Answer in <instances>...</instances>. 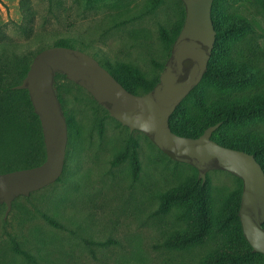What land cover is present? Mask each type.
<instances>
[{
    "label": "rangeland",
    "instance_id": "374dc122",
    "mask_svg": "<svg viewBox=\"0 0 264 264\" xmlns=\"http://www.w3.org/2000/svg\"><path fill=\"white\" fill-rule=\"evenodd\" d=\"M183 9L181 0H0V44L18 43L11 53L22 61L60 38H70L76 48L101 61L131 64L153 78L169 57L161 27L170 28ZM228 11L251 24L236 48L256 42L264 51V2L236 0ZM251 57L244 58L253 72L247 87L223 91L202 82L208 104L264 89V56ZM15 74L4 73L3 83L14 81ZM55 85L71 120L65 167L57 181L29 196H18L7 216L6 204H0V264H201L219 240L171 247L168 240L186 223L177 209L160 210L162 194L195 176L197 169L170 158L143 132H130L66 76L57 77ZM184 107L197 115L195 97H187ZM17 116L31 128L35 144L38 124L30 108ZM247 129L264 134V122ZM131 137L140 161L137 177L130 156L114 162ZM21 142L16 130L3 134L0 167L21 154ZM206 180L216 209L242 183L223 170L209 171ZM16 244L25 254L15 251Z\"/></svg>",
    "mask_w": 264,
    "mask_h": 264
},
{
    "label": "water",
    "instance_id": "95a60500",
    "mask_svg": "<svg viewBox=\"0 0 264 264\" xmlns=\"http://www.w3.org/2000/svg\"><path fill=\"white\" fill-rule=\"evenodd\" d=\"M185 19L159 82L144 94L134 93L90 53L69 46L53 45L34 56L29 70L16 89L28 90L39 116L46 158L32 167L0 172V204L5 216L18 196H29L57 181L64 170L68 123L55 88L56 74H64L85 88L112 117L130 132H143L162 152L187 163L206 182L212 170L227 171L242 180L238 215L243 234L253 252L264 254V169L255 155L222 145L212 138L219 123L198 137L174 133L170 117L178 105L201 82L215 48L216 29L212 19L214 0H181Z\"/></svg>",
    "mask_w": 264,
    "mask_h": 264
},
{
    "label": "trees",
    "instance_id": "16d2710c",
    "mask_svg": "<svg viewBox=\"0 0 264 264\" xmlns=\"http://www.w3.org/2000/svg\"><path fill=\"white\" fill-rule=\"evenodd\" d=\"M234 1L236 0H214L213 2L212 19L217 32L215 48L203 79L187 96L196 98L197 115L184 107L186 97L171 115L170 126L174 133L198 137L207 127L219 123L212 138L225 147L243 149L254 154L264 169V134L247 129L248 126L258 121L264 122V89H257L244 96L217 99L211 104L207 103L206 95L202 92V82L205 80L223 91H234L247 87L250 83V74L253 72L250 73V69H247L249 64L244 58L264 56V51L260 50L256 42H248L245 48H236V41L245 37L251 30V24L246 18L229 13L228 10ZM184 19L185 7L182 16L170 28L161 27V38L169 45L168 56L181 31ZM52 45L76 48L70 38H60ZM18 47L19 44L12 40H6L0 44V139L5 132L16 130L24 142L20 143L21 154L19 153L20 155L13 160H6L4 167H0V172L39 165L46 158L41 122L34 110L28 90L15 88L26 76L36 53L43 47L22 61L12 57L11 51L15 54ZM98 60L124 87L138 94L150 91L159 82L160 73L166 63L160 65L159 74L149 78L134 65ZM14 71H16L13 77L15 80L3 83V74L10 75ZM61 76L66 75L56 74V78ZM55 88L59 90L57 85ZM58 94L65 110L66 105L62 94ZM26 107L30 108L33 120L38 124L35 144L31 142V128L22 123L17 116L19 111ZM65 115L68 126H71L66 110ZM127 156L131 157L133 175L137 177L140 171V161L137 143L132 137L126 150L117 156L114 162L121 161ZM241 193L242 183L216 209L210 182L206 180L203 183L198 178V173L165 191L161 197L160 210L168 211L175 208L179 218L186 223V228L173 234L168 244L171 247L186 248L192 245H204L212 239H218L217 247L203 258L201 264H264V254L253 252L243 234L238 215ZM45 217L50 223L61 226L51 217ZM15 251L25 254L17 244Z\"/></svg>",
    "mask_w": 264,
    "mask_h": 264
}]
</instances>
